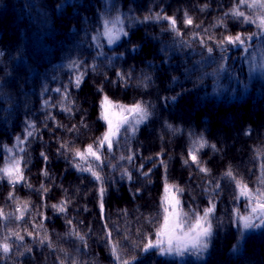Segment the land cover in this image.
I'll return each instance as SVG.
<instances>
[{
  "label": "trees",
  "instance_id": "16d2710c",
  "mask_svg": "<svg viewBox=\"0 0 264 264\" xmlns=\"http://www.w3.org/2000/svg\"><path fill=\"white\" fill-rule=\"evenodd\" d=\"M61 1L0 0V144L25 137L23 151L0 156V168L19 160L24 176L15 184L0 177V242L11 248L0 251V264H119L116 241L132 264H264V226L243 229L240 216L251 207L236 185L264 190V35L246 40L247 52L219 44L260 32L257 23L225 15L238 0H75L59 10ZM240 11L256 20L261 14L247 4ZM117 15L127 35L112 45L103 36L93 41ZM164 16L176 19L180 36ZM105 96L141 101L151 114L135 132L121 129L111 151L99 150L103 164L81 160L75 151L95 148L107 131ZM201 138L207 144L198 148ZM197 148L207 173L191 161ZM89 164L102 181L81 170ZM166 185L182 189L178 206L188 222L215 205L202 253L143 251L164 224ZM61 201L68 202L63 213L52 207Z\"/></svg>",
  "mask_w": 264,
  "mask_h": 264
},
{
  "label": "snow or ice",
  "instance_id": "6c2138e0",
  "mask_svg": "<svg viewBox=\"0 0 264 264\" xmlns=\"http://www.w3.org/2000/svg\"><path fill=\"white\" fill-rule=\"evenodd\" d=\"M247 4L249 7H257L261 14L258 17V20L252 19L250 16H246L243 11H240V5ZM231 14L235 17H243L245 22H251V23H257L258 28L260 29V32L248 35L247 37L242 36L241 34H236L235 36H225L222 40L219 41L220 45H241L244 46L246 44V40H251L253 38V35H264V2H261V0H253L251 4H249L248 0H238V4L236 7H234L232 10H230V13H225V15ZM163 19L169 21L170 28L173 32L176 33L177 36H180L181 33L176 28V19L174 17L170 16H164ZM145 19H150V17H146ZM156 19H161V17L157 16ZM104 29L102 32H98L97 35H94L92 37L93 41H98L101 36L107 38L108 45L114 44L117 40L120 39L121 35H127V32L123 29V21L121 20L120 16L117 15L112 20L105 19L104 20ZM184 23L186 25H192L193 19L192 17L188 16L187 13H185V21ZM222 23V20H221ZM111 24V26H109ZM117 24H120L121 26L119 28L116 27ZM211 39V37H210ZM201 44H204L205 41L201 39ZM97 47L100 48L102 45L97 44ZM207 51L209 53L212 52V48L208 47ZM244 51L247 52V47L244 48ZM97 55H103L102 52H97ZM74 67H79L78 64L75 62L73 63ZM221 69H223V65L219 66ZM94 68V66H93ZM122 78H125L123 74L118 73ZM84 73L80 72L75 77V87L79 88L80 84L83 80ZM57 92H60V89H56ZM64 99H68V93L65 90L64 92ZM47 103V102H45ZM101 118L107 121V131L102 135L101 138H99L96 141V147L92 144L87 145L86 149L84 151L76 150L75 156L79 157L81 160H86L88 157H92L94 160L99 161L101 164H103V160L101 159V155L99 154V150L103 149L105 145L107 146V149L111 151L113 149L114 143L118 142L119 137L121 135V129L125 133H127L129 130L132 132H135L136 126L139 125L141 122L148 119L150 116V112L148 111L147 106L141 102L137 101L133 105H122L118 103L112 102L107 96L103 98V101L101 102ZM109 108H119L120 110V118L118 120V123L113 126L112 121L108 118V109ZM65 111L71 112L70 107H66L64 109ZM124 113H127V115H124ZM30 127H32L30 125ZM28 136L32 135V132L29 131L27 133ZM17 140L22 144L23 140H21L20 137H17ZM198 148H203L206 146L207 141L201 138L199 141H197ZM212 147H215L214 145ZM197 149L190 150V158L191 161L195 164H197L200 168L201 172L207 173L209 170L203 166L200 165V161L198 160V156L196 155ZM20 151H23V148L20 149ZM42 156H44L43 153H41ZM44 159L46 160L47 157L44 156ZM121 159H125V157H121ZM126 159L129 161L132 160V157L129 156ZM185 163H188V161H185ZM79 168V165H77ZM82 171H89L92 176L97 181H102V177L100 174L94 170L93 166L89 164L88 168L81 169ZM127 174V172H125ZM128 178L131 179L130 174H127ZM145 175H147L145 173ZM226 175L229 177L233 176L232 171L229 169L226 172ZM6 176L10 183L15 184L19 183L24 180L23 171L20 167V161L14 160L12 163H10L8 166H5L3 168H0V177ZM264 183V181H262ZM237 188L239 189L240 195L247 197L249 200V206L251 207L250 213L247 215H243L240 217V220L242 221L243 229H250V228H257L264 226V190L257 189L255 193L251 189L248 188L247 184H244L240 180H236ZM172 186L166 185L165 186V193L166 196L164 198V201L162 203L167 204V193L169 192L170 188ZM176 191H182V189L177 188ZM100 209L103 213L104 205H103V196L105 189L103 187L100 188ZM11 195V194H10ZM67 201H61L58 204L52 205L54 209H56L58 212H66L67 210ZM179 203V201H177ZM25 209L27 208V204L24 205ZM19 210V209H18ZM174 210V208H173ZM215 211V205L211 204L208 208H206L203 212V215L200 216L199 214L196 215L195 221L192 223H188L187 220H181V216L186 217L187 213H177V222L172 226L169 227V216L167 215L169 212L168 207H164V224L156 232V239H148L147 243L143 246V251H148L149 249L155 248L161 255H175L179 257H183L185 253H202L205 249L208 247V239L211 237L212 234V225L211 221L209 219L210 215ZM238 211V210H237ZM3 215L2 210H0V216ZM23 217V212H21V216L18 218ZM258 220L259 223H255L254 221ZM71 223V221H69ZM107 227V225H106ZM79 239L83 240V236L80 235L79 232L74 233ZM11 235H15L18 240H23L24 237L20 236L19 233H11ZM28 235H32V233H28ZM107 236L109 240H112V233L109 230L107 232ZM44 240H47L48 237L45 236L43 238ZM43 242V241H42ZM0 251L7 254L11 251L10 245L7 242H0ZM111 252L115 259L119 262V264H132V260H135V257H132L131 260L128 259H122L120 255L119 250V242H112L111 243Z\"/></svg>",
  "mask_w": 264,
  "mask_h": 264
},
{
  "label": "rangeland",
  "instance_id": "374dc122",
  "mask_svg": "<svg viewBox=\"0 0 264 264\" xmlns=\"http://www.w3.org/2000/svg\"><path fill=\"white\" fill-rule=\"evenodd\" d=\"M68 3L74 4L75 0H62L60 2V4L58 5V9L59 10L62 9V7H64ZM72 8L75 9L76 7L73 6ZM106 40H107V38H106ZM244 46L247 47V48L250 47L249 45H244ZM236 85L241 87V85L238 84V83ZM234 86L235 85L232 84L231 88L234 87ZM110 100L112 102L116 103L112 99H110ZM120 115L121 114H120L119 108H109L108 109V118L112 121L114 127L118 123ZM124 115H127V113H124ZM105 123H106V128H107V121H105ZM17 137H20V136H15L13 138L12 142H10V143L0 144V156H2L3 158H9V157L13 156L16 152L20 151L21 148H23L24 142H25V137H20L21 140H23L22 144L17 140ZM251 190L253 191L254 189H251ZM165 196H166V194H165ZM167 200H168V203L166 204V207L169 208V212L167 214L169 216V227H172L177 222V215L176 214L177 213H181V211L179 209V206H178V203H177V201H178L177 192L175 190H173V188H171L169 190V192L167 193ZM241 204H243V202ZM20 208H22L23 210L27 209V208L25 209V207L23 205V206L18 208L20 212L23 211ZM173 208H174V210H173ZM181 220H184L182 216H181ZM194 221H192V222H194ZM192 222H188V223H192ZM240 222L242 224L241 220H240ZM254 222L259 223L258 220H255Z\"/></svg>",
  "mask_w": 264,
  "mask_h": 264
}]
</instances>
